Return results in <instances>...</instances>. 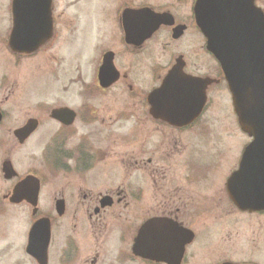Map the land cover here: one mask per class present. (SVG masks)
I'll return each mask as SVG.
<instances>
[{
	"label": "flooded vegetation",
	"instance_id": "af4514ba",
	"mask_svg": "<svg viewBox=\"0 0 264 264\" xmlns=\"http://www.w3.org/2000/svg\"><path fill=\"white\" fill-rule=\"evenodd\" d=\"M176 1L180 3L182 0ZM148 6L143 3L136 4L132 0L117 2L107 20H100L101 16H98L89 24L86 33L90 31V36L87 37L91 47L97 49L99 53L92 59V65L85 68L83 63L78 61L73 67L77 74L76 79L81 81L83 86V93L79 96L80 103L76 106H52L46 110L50 122L56 125V130L50 137L49 156L51 167L56 174L52 175L55 179L52 184L53 191L50 192V204L47 208L44 207V211L40 206L44 185L42 178L31 172H26L21 177L17 174V177L13 178L16 181L9 189L10 180L5 179L3 174L5 163H11L9 155L4 152L0 159L2 175L0 178L6 181L5 188L0 193V216L8 212L11 206L24 205L29 209L31 223L19 249L21 253L19 258L29 264H37L26 253V245L29 230L38 220H45L49 228L47 264H51L53 258L55 264H162L155 263L154 260L167 259V256L163 255L161 258L154 250L165 252L167 242V251L173 252L177 249L180 236L182 242L183 236L187 239L189 237L187 232H190L193 238L190 244H185L180 263L187 264L189 260L200 259L202 247L209 244L206 236L203 238L204 242L203 240L200 242L199 232L206 233L200 229L203 214L217 212L225 213L227 217L233 213L249 217L264 215V210L241 211L230 200L228 183L238 170L243 149L247 144L242 148L240 157H236L233 162L231 160L227 165L229 154L223 152L226 147L220 141L214 142L211 141L213 139H209L213 134V126L202 125V118L210 109L212 92L216 85L224 83L216 62L212 64L213 68L211 65L208 67V72L200 73L196 69L191 70L189 63L183 59L184 65L181 66L184 74L209 81L205 88V99L194 120L184 125H173L156 118L160 113L156 112L147 99L173 68L175 60L183 56L177 54L171 61L173 54L169 58L166 54L169 43L164 42L155 47L154 40L161 31L166 30L170 33L171 41L176 42L171 37L173 27L185 25L184 33L190 28L195 31L196 27L192 5L188 17L184 19L177 17L170 8L161 11L150 6L155 12L171 14L174 26L160 27L148 40L139 45L126 44L121 21L123 10H137ZM55 11L53 0V36L50 42L60 27L65 26L62 15ZM101 26L104 27L103 31H100ZM90 37L93 39L92 42ZM50 42L33 55H11L14 60L31 59L30 57L49 49ZM86 47L90 48L89 45ZM153 49H160L162 54L166 55V61L160 63L150 60L139 64L134 62V57L152 53ZM120 52L122 56L128 57L125 59L129 61L117 62ZM106 54L111 55L112 65H102V58ZM33 59L35 57L31 60ZM129 65L147 66L145 84L132 76L133 69ZM80 68L86 71L82 77L78 75ZM3 105L4 101H0V128L3 127L6 117ZM65 109L71 113L65 111L66 116L60 119L52 118L53 110ZM185 112L186 114L190 112L189 103L185 107ZM72 113L74 116L70 117ZM123 118L129 122L135 119L133 132L138 136L134 140H122L119 128ZM41 120L29 116L24 124L12 131L13 134L15 130L23 128L31 121L36 123L34 132L20 143L13 136L18 148L27 144L39 129L43 128L44 122ZM67 122L70 124H63ZM144 125H147L145 131ZM8 134L7 130L2 141L4 151L9 146ZM155 134L161 135V142L159 137L153 136ZM186 140L189 142L186 143ZM210 149L215 150L212 155L205 153ZM130 150L131 153L127 154ZM208 156H216L219 160L214 168L220 170L218 179L212 176L213 173L208 168L211 165ZM103 164L111 167L110 173H93ZM122 166L127 169L122 170ZM27 176L39 181L38 199L33 201L32 192H23L21 200L12 204L14 186ZM95 178L102 183L89 186L91 179L94 181ZM150 220H152L150 229L137 241L140 228ZM160 220L167 226L173 225L178 233L172 231L170 236V228L153 230L156 226L163 227L156 224ZM156 240L162 242V245L153 246ZM170 241L173 247H170ZM135 242L137 245L133 251ZM9 246L8 238H3L1 249L3 258L9 256ZM54 248L55 255L52 254ZM262 250L264 251L263 247ZM235 255L233 259L237 258ZM231 259L227 257L220 262ZM239 260H244L241 264H264V256L257 261Z\"/></svg>",
	"mask_w": 264,
	"mask_h": 264
},
{
	"label": "rangeland",
	"instance_id": "374dc122",
	"mask_svg": "<svg viewBox=\"0 0 264 264\" xmlns=\"http://www.w3.org/2000/svg\"><path fill=\"white\" fill-rule=\"evenodd\" d=\"M11 0H0V101H4L5 121L0 128V159L3 153L9 155L14 169L19 177L26 172L35 173L42 178L44 183L41 193V210L50 204L51 191H53V173L49 161L51 149V134L56 130V125L50 122L46 110L52 106H76L80 103L79 97L83 91L81 81L76 79V73L73 70L74 65L78 61L83 63V67L92 65V59L99 53L97 49L91 47L89 42L90 31L86 33L88 26L98 16L100 20H107L112 13L113 6L117 2L124 0H55V13H60L65 26H61L55 35V38L48 44L46 51L40 52L34 56L35 59L14 60L9 48L7 47V37L11 27L10 11ZM176 0H132L136 4H144L154 6L158 10H170L181 19L188 17L190 13V5L192 0L185 3ZM257 5L264 9V0H257ZM10 15V17H9ZM57 15V14H56ZM69 27H66L68 26ZM64 27V28H63ZM63 28V29H62ZM104 27L101 26L103 31ZM91 42L93 39L90 37ZM167 42L166 54L169 58L173 54L171 61L177 54H182L189 63L191 70L196 69L200 73L208 72V67L214 65L213 58L205 50V40L201 34L195 29L190 28L183 37L176 42H172L170 33L166 30L161 31L156 40L155 47H159L162 43ZM84 45V46H82ZM89 45L90 48L86 46ZM118 55L117 62L129 61L128 57ZM151 57H150V56ZM165 62L166 55L162 54L160 49H153L152 53L145 55H137L134 62L146 63L149 61ZM95 61V60H94ZM125 65H119L124 67ZM133 69L132 76L145 84L147 82L146 65H129ZM84 68L78 70V75L83 76ZM6 86V89H4ZM92 89H94L92 87ZM91 92V91H90ZM38 100H41V103ZM213 102V104H212ZM212 104V108H211ZM211 104L209 112L202 118V125L213 126V134L209 136L211 141H220L226 148L223 152H228L229 162L240 157L241 150L249 141L248 137L241 133L237 123L236 115L231 106V96L228 88L224 83L216 85V89L212 92ZM43 105V106H42ZM29 116H35L42 119L44 126L39 129L37 134L22 147L18 148L12 131L24 124ZM133 118L130 122L123 118L120 123V132L122 140H134L138 135L133 132ZM147 128L144 125L143 131ZM9 131V146L2 147L3 137ZM6 136V135H5ZM159 137L161 135H153ZM186 143L189 141L186 140ZM125 149H122L124 151ZM132 150L127 152L131 153ZM215 150L210 149L205 153L212 155ZM220 151V150H219ZM237 155V156H236ZM211 160L209 170L213 173L215 179L219 178L220 170L214 169L217 161L216 156H208ZM220 158V157H218ZM225 158V156H224ZM227 161V157L225 159ZM215 163V164H214ZM1 166V161H0ZM234 168V166H233ZM127 167L122 166V170ZM111 167L108 165H99L93 172L96 174L110 173ZM113 172V171H112ZM126 171H123L125 173ZM56 174V173H55ZM1 175V169H0ZM2 178V175H1ZM0 178V193L5 188L6 181ZM16 179L8 182L9 189ZM89 186L100 184L102 182L95 178L89 182ZM7 186V185H6ZM204 187L202 188V191ZM51 192V193H50ZM0 216V264H29L19 258L21 242L26 236V231L31 223L29 209L24 205L20 207H10L9 211ZM220 217V218H219ZM264 215L252 216L232 214L227 217L225 213L203 214L200 222L201 231L199 232L200 242L206 236L208 245L203 246L200 255L196 261L189 260L187 264H217L223 259L232 258L231 261L241 263L244 260L253 259L261 260L264 256ZM262 226V228H261ZM263 229V231H262ZM259 234V236H257ZM88 235V234H87ZM89 239L90 236L88 235ZM3 238H8L10 242L9 256L3 258ZM204 242V240H203ZM199 245L196 247V252ZM193 251V250H192ZM55 248L52 254L55 255ZM237 254V255H235ZM237 256L236 259L233 257ZM51 264H55L53 258ZM7 262V263H6Z\"/></svg>",
	"mask_w": 264,
	"mask_h": 264
},
{
	"label": "water",
	"instance_id": "95a60500",
	"mask_svg": "<svg viewBox=\"0 0 264 264\" xmlns=\"http://www.w3.org/2000/svg\"><path fill=\"white\" fill-rule=\"evenodd\" d=\"M50 7L51 0H12L13 28L9 46L13 51L30 52L50 37ZM194 13L196 24L207 39V50L221 66L239 125L252 138L244 150L239 170L229 180L230 197L240 210H264V14L255 6L254 0H196ZM145 17H151L155 22L144 27ZM132 19L138 24L135 29L139 33V41L150 36L160 24H172L167 17L148 14L146 10L135 13ZM183 29H175L173 38H178ZM132 32L127 30V37ZM107 61L104 63L108 64ZM181 65V61H178L163 86L151 97L157 108L163 104L170 111L168 118L176 123L194 118L203 103L204 90L209 83L208 80H191L183 76ZM188 103L190 112L186 114ZM173 112L179 113L176 116L171 114ZM58 114L55 112L53 116L59 118ZM24 132L19 130L15 135L20 137ZM7 176H11L9 171ZM150 225L143 228L142 235L147 233ZM38 229V226H34L30 232L29 252L38 255L39 261L44 263V253L40 257L38 252L44 247L43 239L40 240L39 235H36ZM169 231L170 236L172 231L178 233L173 228ZM186 242L187 239H184L179 246L180 251L174 252L175 260H169L168 263L180 264ZM161 245L162 242L157 240L153 244ZM169 245L174 246L171 241Z\"/></svg>",
	"mask_w": 264,
	"mask_h": 264
}]
</instances>
